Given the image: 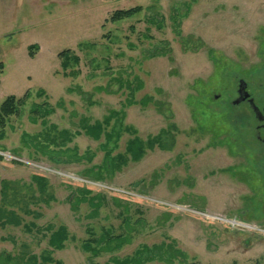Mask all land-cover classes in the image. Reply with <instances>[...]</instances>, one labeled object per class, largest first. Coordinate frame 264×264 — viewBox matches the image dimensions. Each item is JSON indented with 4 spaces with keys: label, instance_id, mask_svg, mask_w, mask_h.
Here are the masks:
<instances>
[{
    "label": "rangeland",
    "instance_id": "374dc122",
    "mask_svg": "<svg viewBox=\"0 0 264 264\" xmlns=\"http://www.w3.org/2000/svg\"><path fill=\"white\" fill-rule=\"evenodd\" d=\"M0 61V104L25 98L0 128V264H264V187L217 69L262 66L264 0H0ZM106 117L98 138L82 130ZM40 132L57 135L44 155Z\"/></svg>",
    "mask_w": 264,
    "mask_h": 264
},
{
    "label": "flooded vegetation",
    "instance_id": "af4514ba",
    "mask_svg": "<svg viewBox=\"0 0 264 264\" xmlns=\"http://www.w3.org/2000/svg\"><path fill=\"white\" fill-rule=\"evenodd\" d=\"M214 63L217 61L213 60ZM227 76L234 77L228 98L223 102L231 111L232 120L246 128V142L249 150L247 173L252 185L264 187V63L255 71L229 68V65H218ZM221 93L213 94L218 99Z\"/></svg>",
    "mask_w": 264,
    "mask_h": 264
},
{
    "label": "trees",
    "instance_id": "16d2710c",
    "mask_svg": "<svg viewBox=\"0 0 264 264\" xmlns=\"http://www.w3.org/2000/svg\"><path fill=\"white\" fill-rule=\"evenodd\" d=\"M142 8L139 6L134 7V8H130V9H118L116 11H114L111 15V20L112 21H120L129 17H132L134 14L140 12ZM59 55L65 56L64 57V62L63 66L65 69V73L66 75H75L79 72V70L76 69V67L78 66L79 63V57L75 54H73V51H71V49H65L62 52L59 53ZM4 63L2 61H0V75L4 72ZM72 72V74H71ZM1 84V83H0ZM139 87V82L138 85L136 86V88ZM46 92L44 90H38L36 92V95L38 97H42L43 95H45ZM24 96H28L27 93ZM25 98H17L15 95H11L5 98V100L0 104V128L3 129L6 124L8 119H10L11 116L17 114L20 110L21 107H19L21 104H23L25 101ZM151 100V99H150ZM149 101V100H148ZM53 107H49V102L46 100H43L42 102H33V104L31 105V107L29 108L30 111V118L32 119L31 121L33 123H36L39 119L42 120V125L46 124V115H49L50 113L53 112ZM114 115H116V113H113ZM109 119V117L104 118L102 121H97L96 123H93L91 125H84L82 124V130L84 131V133H86V135H90L93 138H98V136H100L104 130H103V126H105L108 122L107 120ZM120 132V131H119ZM70 133L67 129H64L62 131H60L58 133V138L64 143L65 141H69L72 138V134L70 136ZM109 132L107 131V133H105L108 138ZM120 134V133H119ZM111 136V135H110ZM57 138V135L52 137V139L50 138V132L47 133H36L34 135V140L32 141L34 147H36L34 149V151H36L38 154H45V148H47V146H49L48 142H46L47 140H49V142H53L55 143L54 139ZM57 142V141H56ZM63 143L61 142H57V145L60 146L59 149L60 151H57L56 154H46L47 157L49 156V159H52L54 156L56 155H60V154H64V152L62 150H64L62 148ZM64 145H66L64 143ZM141 147V146H140ZM142 147L140 148V151ZM75 153V152H74ZM66 156V155H65ZM67 157L69 159L71 158H77L79 157L77 154L74 155H67ZM59 158V157H58ZM53 160V159H52ZM108 160V159H106ZM123 161L122 158H119L117 160V162H121ZM105 163V162H104ZM107 163V161H106ZM118 164V163H117ZM118 166V165H117ZM88 174L90 175H94L91 172H89ZM90 179L93 180H98V179H102L103 176L102 175H97L95 174V177H91L89 176ZM84 192H82L84 195L90 194V190L88 191V189H84L82 190ZM52 237H50L49 239V244L55 248H62L64 246V241L68 238L67 237V233H66V229L65 227H62L55 232L52 233L51 235ZM88 244V243H86ZM189 264H198L194 261L190 262ZM258 264V263H257Z\"/></svg>",
    "mask_w": 264,
    "mask_h": 264
}]
</instances>
